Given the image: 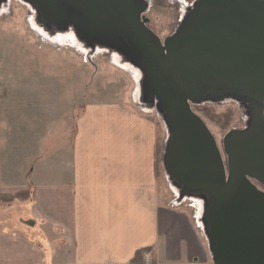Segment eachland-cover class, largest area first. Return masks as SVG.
I'll return each mask as SVG.
<instances>
[{
    "label": "crops",
    "instance_id": "1",
    "mask_svg": "<svg viewBox=\"0 0 264 264\" xmlns=\"http://www.w3.org/2000/svg\"><path fill=\"white\" fill-rule=\"evenodd\" d=\"M0 61V264H213L153 117L120 96L63 108Z\"/></svg>",
    "mask_w": 264,
    "mask_h": 264
},
{
    "label": "water",
    "instance_id": "2",
    "mask_svg": "<svg viewBox=\"0 0 264 264\" xmlns=\"http://www.w3.org/2000/svg\"><path fill=\"white\" fill-rule=\"evenodd\" d=\"M22 1L46 26L72 27L140 69L169 131L166 174L181 199L204 202L213 264H264V0H200L164 41L148 27V0ZM226 98L250 110L247 128L224 139L227 162L193 109Z\"/></svg>",
    "mask_w": 264,
    "mask_h": 264
},
{
    "label": "rangeland",
    "instance_id": "3",
    "mask_svg": "<svg viewBox=\"0 0 264 264\" xmlns=\"http://www.w3.org/2000/svg\"><path fill=\"white\" fill-rule=\"evenodd\" d=\"M198 1L200 0H148L149 9L145 15L151 20L149 28L164 41L178 30L188 10ZM115 51L101 45L94 48L78 36L70 35L69 30L59 32L48 28L38 20L34 9L22 0H7L0 6V56L7 62L5 65L8 75H14L16 63L24 65L23 74H31L32 66L34 72L39 73L36 75L40 77V92L49 90L55 93L56 104L59 103L63 108H68L70 102L86 104L110 101L116 96H120V101L124 98V101L140 108L158 124L161 135L160 165L162 172L166 174L163 160L169 131L157 109L146 103L142 93V74L136 72L135 66L123 54ZM2 64L0 61L1 77L5 76ZM203 106H211L217 113L232 116L229 128L224 130L207 119L202 112H197L206 121L224 154L223 142L226 135L233 130H245L248 126V105L235 98H226L218 102H206ZM224 156L227 162V157L225 154ZM167 178L173 202L191 209L195 222L201 224L204 202L198 198L181 199L168 175ZM200 202L203 203L202 215L201 206L197 205Z\"/></svg>",
    "mask_w": 264,
    "mask_h": 264
},
{
    "label": "trees",
    "instance_id": "4",
    "mask_svg": "<svg viewBox=\"0 0 264 264\" xmlns=\"http://www.w3.org/2000/svg\"><path fill=\"white\" fill-rule=\"evenodd\" d=\"M193 109L196 112H202L204 116L216 123L218 126H220L222 129L227 130L230 126V121H231V114H220L217 113V111L213 107H208V106H193ZM27 194L19 195L18 197H24ZM15 196L9 198L11 201ZM8 199V198H7ZM138 258V257H137ZM138 260V259H136ZM135 260V261H136Z\"/></svg>",
    "mask_w": 264,
    "mask_h": 264
},
{
    "label": "bare ground",
    "instance_id": "5",
    "mask_svg": "<svg viewBox=\"0 0 264 264\" xmlns=\"http://www.w3.org/2000/svg\"><path fill=\"white\" fill-rule=\"evenodd\" d=\"M31 7V6H30ZM32 8V7H31ZM37 17H38V20H39V15L37 14ZM48 28H53V29H55V30H58L57 28H55V27H48ZM69 30V34L70 35H76V36H78V34H77V32L74 30V28H72V27H70V29L68 28V29H66V30H64V31H62V30H58L59 32H66V31H68ZM78 38H79V36H78ZM132 66V65H131ZM135 69L137 70L136 72L138 73V74H142V72L140 71V69H138V68H136L135 67ZM197 205H200L201 206V212H200V215H202V213H203V203L202 202H200V204L198 203ZM202 224V223H201ZM203 225V224H202Z\"/></svg>",
    "mask_w": 264,
    "mask_h": 264
},
{
    "label": "flooded vegetation",
    "instance_id": "6",
    "mask_svg": "<svg viewBox=\"0 0 264 264\" xmlns=\"http://www.w3.org/2000/svg\"><path fill=\"white\" fill-rule=\"evenodd\" d=\"M147 17V16H146ZM148 18V17H147ZM148 27H149V25H148ZM262 188V187H261Z\"/></svg>",
    "mask_w": 264,
    "mask_h": 264
}]
</instances>
